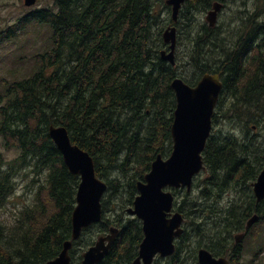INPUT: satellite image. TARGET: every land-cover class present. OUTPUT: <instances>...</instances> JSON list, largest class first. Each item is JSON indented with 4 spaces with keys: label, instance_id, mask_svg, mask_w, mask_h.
I'll list each match as a JSON object with an SVG mask.
<instances>
[{
    "label": "trees",
    "instance_id": "trees-1",
    "mask_svg": "<svg viewBox=\"0 0 264 264\" xmlns=\"http://www.w3.org/2000/svg\"><path fill=\"white\" fill-rule=\"evenodd\" d=\"M160 1L52 0L18 25L0 28V45L22 31L36 33L35 43L41 39L31 54L19 55L30 65L26 70L0 80V137L18 153L7 159L0 152V264H45L72 238L80 176L65 164L50 124L67 127L108 185L102 220L73 241L72 264H82L94 236L113 226L120 228L118 237L97 264H131L144 232L127 210L153 160L173 149L177 99L171 82L181 75L195 85L206 72L219 73L224 86L203 152L205 168L191 191L176 190V207L186 218L183 239L192 252L205 246L235 258L234 234L258 212L245 240L264 250V199L256 202L252 189L264 168V134H258L264 127V0H219L227 13L214 27L197 13L216 0H186L177 21L165 23L177 26L178 44L187 47L183 71L160 54L166 26L163 19L155 31ZM122 169L126 180L112 176ZM22 170L33 174V201L5 220L1 209ZM185 249L179 241L169 264H181Z\"/></svg>",
    "mask_w": 264,
    "mask_h": 264
},
{
    "label": "water",
    "instance_id": "water-1",
    "mask_svg": "<svg viewBox=\"0 0 264 264\" xmlns=\"http://www.w3.org/2000/svg\"><path fill=\"white\" fill-rule=\"evenodd\" d=\"M37 0H26L32 6ZM185 0H166L172 5L173 19L178 14ZM223 3L216 1L206 17L211 27L215 26ZM170 51H161L164 60L176 62L177 27L170 25L163 32ZM177 97L174 121L171 127L173 150L168 158L158 154L152 162L151 170L145 175V181L138 182L139 194L129 213L136 215L143 222L144 239L140 244L138 257L132 264H152L157 254L172 255L175 252V238L180 236L184 216L180 211L172 212L175 196L167 188H192L193 179L204 168L203 151L211 134L212 117L222 91L223 82L218 73H205L196 86L189 85L183 78L175 77L171 83ZM49 135L63 155L69 170L80 175L81 181L77 192V205L73 211L72 239L67 240L60 254L45 264H71L70 249L73 240L78 239L84 228L102 220V197L107 190V183L97 176L93 156L78 144L73 143L69 131L64 125H49ZM253 190L260 202L264 199V169L253 183ZM255 213L247 221L251 227L259 220ZM119 228L113 227L107 235L100 236L94 245L83 255L82 264H96L103 260L115 242ZM243 233L237 234L241 241ZM200 264H229L225 257L216 258L206 248L199 250Z\"/></svg>",
    "mask_w": 264,
    "mask_h": 264
},
{
    "label": "rangeland",
    "instance_id": "rangeland-1",
    "mask_svg": "<svg viewBox=\"0 0 264 264\" xmlns=\"http://www.w3.org/2000/svg\"><path fill=\"white\" fill-rule=\"evenodd\" d=\"M14 2L17 3V0H8L9 11L11 10ZM50 3H51V0H39L38 3L33 7L28 8L24 6L22 9V12L24 11V15H25L26 12L30 11L31 9H36L38 7L47 6ZM158 9H160L159 10L160 12H158L160 13V17H159L160 19H159V26L158 28L155 29L157 33L159 31V27L161 26L162 20L164 19V26H165L167 18L171 17V9L169 6H167V3L165 2V0L160 1V4L158 5ZM226 10L227 9H225V7L222 9L219 15V19L222 16V12H225L223 14L227 13ZM207 13H208V10L204 12H198L197 15L202 20L206 21ZM219 19L217 20V23ZM3 24L4 23L0 22V26ZM178 36L179 34H177V38ZM35 39H36V33H33V32L27 33V32L22 31L20 35L16 37L15 39L5 41L3 44L0 45V80L3 78L12 80L15 78V76L19 75V73L16 72L17 69L20 70V72H22L30 66L28 64L24 65L22 62L18 61V59L20 57L19 55L21 54L22 50L27 54H31L33 50H36V43L41 42V39L38 38L37 40L38 42L36 43L34 42ZM178 41L179 40L177 39V43ZM186 52H187L186 45L184 43H182L181 45L178 44L177 50H176V58H177V64L181 67L180 71H183V68H184V63L186 60L184 56ZM188 69L190 70L189 66H187V68L185 69L186 70L184 72L185 74H188ZM229 125H230L229 123L225 122L224 129L225 130L228 129ZM258 134H264V127L258 130ZM0 152H2L7 157V159H12L18 154L17 151L14 149H7L1 137H0ZM32 175H33L32 173L26 174V171L24 170H22L18 174V177H17L18 185L16 188V192L14 195L10 197L8 203L1 209L2 217L5 220H12L14 213H18L21 208H23L25 205L33 201L35 186H34V183L32 182ZM112 176H120L123 178V180H126L129 177V175H127L124 169L114 171V173H112ZM93 229H97V227H94ZM94 237H95V240H97L98 235H95ZM253 258L254 256L251 252H246L245 256L241 257L240 262L239 263L235 262V264H249V262L251 261L253 262V264H264V252L262 256H259L258 258H255V259Z\"/></svg>",
    "mask_w": 264,
    "mask_h": 264
},
{
    "label": "flooded vegetation",
    "instance_id": "flooded-vegetation-1",
    "mask_svg": "<svg viewBox=\"0 0 264 264\" xmlns=\"http://www.w3.org/2000/svg\"><path fill=\"white\" fill-rule=\"evenodd\" d=\"M25 1L26 0H17V3L14 2L11 10L9 11L8 0H0V22L4 23L3 25L0 26V28H2L4 26H13V25L15 26V24L18 25L20 21L21 22L23 21L25 15H24V11L22 12V9L24 6H26ZM22 2H23V4H22ZM32 10H35V9H31L30 11H32ZM184 237H185V235L182 237V239H178L177 243L182 240V246L186 247V246H188V244L186 243L185 239H183ZM234 247H235L234 249L236 251L241 250V248L238 244H234ZM182 253L184 254L185 251H183ZM183 257H184L183 262H181V264H196V261L191 262V260L187 259V257H188L187 253L185 255H183ZM153 263L154 264H169V256L161 257L158 254V255H156ZM131 264H132V262H131Z\"/></svg>",
    "mask_w": 264,
    "mask_h": 264
},
{
    "label": "bare ground",
    "instance_id": "bare-ground-1",
    "mask_svg": "<svg viewBox=\"0 0 264 264\" xmlns=\"http://www.w3.org/2000/svg\"><path fill=\"white\" fill-rule=\"evenodd\" d=\"M219 2H221V3H223V7H222V9L225 7V3L224 2H222V1H219ZM212 8H210L209 10H208V12L211 10ZM207 15H208V13H207ZM180 16V15H179ZM207 17V16H206ZM170 20V19H169ZM177 34H178V29H177ZM178 39V38H177ZM114 106V105H113ZM83 124V123H82ZM88 129V128H87Z\"/></svg>",
    "mask_w": 264,
    "mask_h": 264
}]
</instances>
